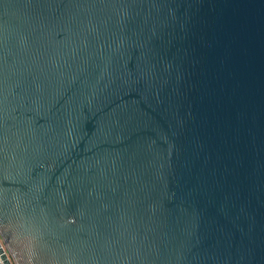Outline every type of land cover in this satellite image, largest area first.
<instances>
[{
  "label": "water",
  "instance_id": "water-1",
  "mask_svg": "<svg viewBox=\"0 0 264 264\" xmlns=\"http://www.w3.org/2000/svg\"><path fill=\"white\" fill-rule=\"evenodd\" d=\"M264 264V0H0V264Z\"/></svg>",
  "mask_w": 264,
  "mask_h": 264
},
{
  "label": "built area",
  "instance_id": "built-area-1",
  "mask_svg": "<svg viewBox=\"0 0 264 264\" xmlns=\"http://www.w3.org/2000/svg\"><path fill=\"white\" fill-rule=\"evenodd\" d=\"M12 264V263H11Z\"/></svg>",
  "mask_w": 264,
  "mask_h": 264
}]
</instances>
